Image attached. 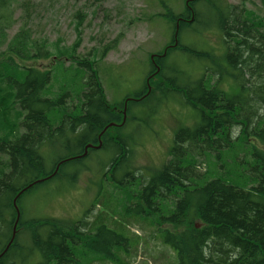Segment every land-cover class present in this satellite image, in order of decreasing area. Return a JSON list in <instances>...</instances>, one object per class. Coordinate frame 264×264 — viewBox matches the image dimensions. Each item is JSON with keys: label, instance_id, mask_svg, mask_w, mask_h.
I'll list each match as a JSON object with an SVG mask.
<instances>
[{"label": "trees", "instance_id": "1", "mask_svg": "<svg viewBox=\"0 0 264 264\" xmlns=\"http://www.w3.org/2000/svg\"><path fill=\"white\" fill-rule=\"evenodd\" d=\"M184 1L182 13H165L174 30L159 55L202 64L197 81L183 69L184 82L168 78L199 120L176 132L166 163L152 175L138 176L129 165L118 178L133 152L120 129L136 102L165 85L152 88L163 61H152L159 67L142 94L112 103L98 62L118 40L79 56L80 33L71 46L36 36L33 1L0 0V264H35L36 257L38 264H134L139 245L130 227L149 221L173 252L169 260L160 254L162 264H264V0L259 11L247 7L249 0ZM204 3L218 18L210 25L222 35L219 55L182 41ZM16 13L21 25L9 40ZM47 60L51 66L42 67ZM227 81L238 94L224 90ZM111 150L104 176L122 196L121 211L108 206L113 218L100 213L95 225L85 220L89 212L76 222L25 217V194L67 176L77 183L80 172L69 175L70 166Z\"/></svg>", "mask_w": 264, "mask_h": 264}, {"label": "rangeland", "instance_id": "2", "mask_svg": "<svg viewBox=\"0 0 264 264\" xmlns=\"http://www.w3.org/2000/svg\"><path fill=\"white\" fill-rule=\"evenodd\" d=\"M34 19L32 28L36 36L47 37L51 42L61 41L62 46L73 45L79 37L80 46L77 55L97 54L113 44L117 46L108 51L106 57L98 62L103 85L112 103H121L127 97L142 94L146 89V78L162 60V75L156 77V83H165L153 96L136 102L129 116L126 115L125 126L120 131L133 148L129 164H122L117 173L121 178L131 165L138 176L152 175L168 159V152L173 147L176 132L184 127H192L199 120V112L187 103L185 98L172 91L174 84L168 78L184 82L178 74L179 69L186 70L191 82L197 81L202 74V64H191L189 57H161L159 55L171 44L174 26L165 16L168 8L176 13L185 9L184 0H32ZM239 5L242 0H228ZM247 7L251 10L261 9L260 0H249ZM202 18L196 21L182 36L183 43L204 51L221 54L224 51L222 35L210 24L218 21L212 6L202 4ZM80 14V15H78ZM20 13H16V25L10 31L8 39L18 31ZM176 31V30H175ZM177 34L176 32L174 33ZM2 50V49H1ZM99 58V57H98ZM189 59V60H188ZM157 63V64H156ZM180 63V64H179ZM47 60L40 65L51 66ZM159 67V66H158ZM202 69V70H201ZM171 84V85H170ZM151 87V86H150ZM229 95L238 94V87L230 82L224 84ZM234 90V91H233ZM231 91V92H230ZM138 100V99H137ZM253 143V141H252ZM74 145V144H72ZM74 147V146H70ZM259 147H262L261 145ZM114 151H97L89 159H84L75 166H70L68 174L80 172L78 181L70 176L49 180L25 194L20 206L27 219L57 218L67 222H76L84 218L92 224H99L98 215L107 212L113 218L108 206L114 205L121 211L122 200L114 196L112 176L105 178V166L112 159ZM208 165L200 168L205 172ZM119 220V218H116ZM169 227V226H165ZM137 234L135 243L139 245L134 264L148 262L162 264L160 254H168L172 259L170 247L164 246L157 228L152 222H137L130 227ZM42 260H35L38 264ZM100 264V263H96Z\"/></svg>", "mask_w": 264, "mask_h": 264}, {"label": "water", "instance_id": "3", "mask_svg": "<svg viewBox=\"0 0 264 264\" xmlns=\"http://www.w3.org/2000/svg\"><path fill=\"white\" fill-rule=\"evenodd\" d=\"M99 146H101V144H100ZM86 153H87V152H86ZM86 153H85V155H86ZM19 216H20V215L18 214V218H19ZM197 227H199V226H197ZM14 236H15V233H14ZM12 241H13V240H12ZM12 241H11V243H12ZM11 243H10V244H11ZM9 246H10V245H9ZM9 246H8V247H9ZM8 247H7V249H8Z\"/></svg>", "mask_w": 264, "mask_h": 264}, {"label": "flooded vegetation", "instance_id": "4", "mask_svg": "<svg viewBox=\"0 0 264 264\" xmlns=\"http://www.w3.org/2000/svg\"><path fill=\"white\" fill-rule=\"evenodd\" d=\"M35 260L37 261V260H40V258L39 257H36V259H34L33 261H32V263H35Z\"/></svg>", "mask_w": 264, "mask_h": 264}]
</instances>
